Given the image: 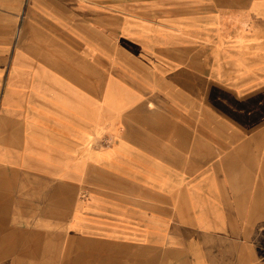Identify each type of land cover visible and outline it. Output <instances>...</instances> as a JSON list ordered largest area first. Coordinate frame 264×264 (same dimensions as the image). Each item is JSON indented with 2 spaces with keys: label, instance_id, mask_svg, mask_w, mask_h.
<instances>
[{
  "label": "crops",
  "instance_id": "crops-1",
  "mask_svg": "<svg viewBox=\"0 0 264 264\" xmlns=\"http://www.w3.org/2000/svg\"><path fill=\"white\" fill-rule=\"evenodd\" d=\"M77 3L107 1L0 0V264H150L155 216L171 230L161 264H264V91L222 90L215 107L229 121L221 135L239 137L213 139L215 151L237 143L251 160L195 159L190 170L151 175L134 107L154 109L163 92L119 94L103 75V43L115 37L107 17ZM194 71L175 73L184 100L197 91Z\"/></svg>",
  "mask_w": 264,
  "mask_h": 264
},
{
  "label": "rangeland",
  "instance_id": "rangeland-1",
  "mask_svg": "<svg viewBox=\"0 0 264 264\" xmlns=\"http://www.w3.org/2000/svg\"><path fill=\"white\" fill-rule=\"evenodd\" d=\"M106 1L101 7L85 3L86 7L81 8L83 3H77L78 11L102 12L107 17V32L111 29L115 35L103 43V75H111L117 81L119 94L130 89L135 99L147 89L163 92L154 109L147 112L146 102L141 104L140 99L134 107L133 125L144 130L143 135L136 137L147 154L150 174H173L180 166L190 170L189 161L195 159L214 158L231 163L251 160V151L235 150L237 143L220 153L215 151L213 139L215 143L221 136L230 141L239 139L221 135L227 134L229 121L216 114L215 107L223 91L229 90V96L241 99L264 91V8L255 11V5H264V0ZM206 5L221 10L220 18L211 21L212 14ZM19 26L22 31L28 30L24 13ZM222 62L223 69L211 72L213 64ZM231 63H238L239 68L230 70L236 67ZM183 65L195 69L197 91H192V100L177 96L171 87L176 71ZM209 77L214 80L206 98L200 90ZM168 85V90H164ZM262 119L257 126L264 128ZM209 131L214 135H208ZM194 144L199 146L192 152ZM156 218L151 220L150 264H161L163 247L171 236L168 224L164 229ZM166 256L174 261L172 253ZM162 264H171L169 258Z\"/></svg>",
  "mask_w": 264,
  "mask_h": 264
}]
</instances>
